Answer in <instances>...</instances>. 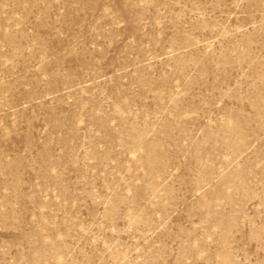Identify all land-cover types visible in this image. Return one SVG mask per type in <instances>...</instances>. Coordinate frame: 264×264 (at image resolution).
I'll list each match as a JSON object with an SVG mask.
<instances>
[{
    "label": "rangeland",
    "instance_id": "1",
    "mask_svg": "<svg viewBox=\"0 0 264 264\" xmlns=\"http://www.w3.org/2000/svg\"><path fill=\"white\" fill-rule=\"evenodd\" d=\"M0 264H264V0H0Z\"/></svg>",
    "mask_w": 264,
    "mask_h": 264
}]
</instances>
